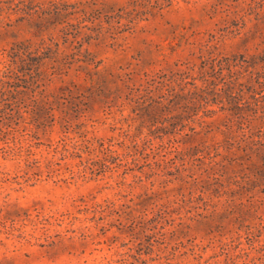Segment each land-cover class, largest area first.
<instances>
[{
  "label": "rangeland",
  "instance_id": "obj_1",
  "mask_svg": "<svg viewBox=\"0 0 264 264\" xmlns=\"http://www.w3.org/2000/svg\"><path fill=\"white\" fill-rule=\"evenodd\" d=\"M0 264H264V0H0Z\"/></svg>",
  "mask_w": 264,
  "mask_h": 264
}]
</instances>
